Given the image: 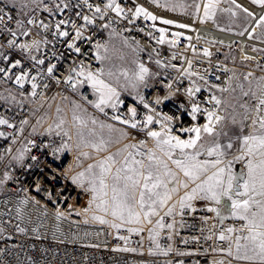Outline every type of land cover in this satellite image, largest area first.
<instances>
[{"label":"snow or ice","instance_id":"1","mask_svg":"<svg viewBox=\"0 0 264 264\" xmlns=\"http://www.w3.org/2000/svg\"><path fill=\"white\" fill-rule=\"evenodd\" d=\"M251 2L264 7V0H251ZM2 3L3 0H0V4ZM39 3L44 4V0H39ZM231 3L236 8L241 7L236 4V0H231ZM219 4L220 0H206L203 3L204 18L214 17ZM82 6L91 12V15L84 14L83 11L74 13L82 23L70 17L59 19L54 23L38 20L34 15L26 20L20 19L6 11L5 7L0 6V21L15 19V29L6 24H0V35L4 33L10 35L12 38L7 40V48L19 50L24 54V60H13L11 53L0 51V65H3L0 66V82L11 81L17 85L21 98L36 97L38 89L50 87L48 81H55L56 84L63 82L73 92H78L87 86L92 90L96 99L89 100L87 96L81 94L82 99L105 116L108 115L105 110L111 109L114 114L110 119L125 126L117 128L93 116L86 118L82 114L86 109H83L81 104L72 102V128L75 129L74 135L77 137L76 147L78 149L91 148L96 153H109L103 159L88 164L83 171L72 177L73 184L91 193L89 207L84 210L85 213L94 207L96 212L103 213V215L94 213L92 215L94 221L108 224L117 230L126 227L130 234L139 235L145 231L147 226H150L147 227L148 239L155 244L157 249L161 250L163 255H168L173 249L171 245L166 250L161 249L159 244L161 232L168 229L171 233L175 229L176 215L183 217L185 211L195 213L198 210L195 207V201L208 202L206 210L215 212L221 223L228 217L242 222L239 228L229 226L219 233L218 240L228 242L227 248H221L219 251L226 252L228 257L242 264H264V115L252 119L249 131H245V127L241 125L239 131L233 134L234 138L230 137L223 128L219 130L217 128L225 120V117L219 115L217 111L222 103L221 100L216 95H211L204 100V103H214L215 108L209 109L202 106L198 94L202 92L203 85L197 81H204L205 85L208 82L199 71L192 70V61H187L188 67L181 70L176 68L175 64H164L160 59L155 60L159 67L175 68L183 78L189 81V86L183 89V96L188 107H185V103H180L179 108L194 123L184 126L180 123L181 116L169 115L157 110L156 106L180 94V88L173 90L171 80L163 84L164 88L170 90L168 95L162 98L157 96L154 101L149 102L137 91L133 97L136 104L127 107L126 114L119 112L125 103L121 99L120 89L126 90L128 84L134 90H138L141 85L148 87V78L158 74L152 73L142 62L137 63V70L132 73L131 77L128 70L121 71L119 75L111 69L106 71L103 67L93 71L92 65L85 62L88 52L82 49V45H90L93 57L97 62L102 63L109 59L108 45L98 40L93 42V35L97 30L103 31L110 27L112 21L106 22L109 13H115V16L121 19L127 18L129 23H133L134 18L140 16L152 21L159 18L141 6H136L132 12V18H129L128 12L132 10L122 7L120 0H99L97 3L90 2V0H77L74 5L77 9ZM12 7H15V3ZM200 7L201 5H196L197 12L200 11ZM68 8L70 4L65 0H60V3L55 4V9L61 13ZM43 10L50 14L54 11L47 4H44ZM226 11H231V9ZM243 11L248 16H252L248 9L245 8ZM160 22L166 25L174 23L168 19H161ZM257 24L264 26V16L260 17ZM176 26L188 27L186 24ZM153 27H155L154 24ZM33 28L37 29V36L50 33L53 40H49L45 35L42 40H31L30 43L17 42V30L20 35L29 37ZM157 30L160 33L157 43L167 42L172 47L171 41L166 39V30L164 28ZM173 35L179 38L182 34L173 33ZM60 38H63L62 43L69 54L74 53L77 57H81L79 60H72L67 74L63 76L57 75L63 67L60 62L66 63L69 56L63 52L58 53L55 49L51 51L50 58L48 55L32 54L33 52L40 53L42 45L54 44V41ZM188 39L190 40L191 37ZM3 47L0 45V48ZM203 54L204 56L211 55L207 49ZM172 58L175 59V55ZM52 60L57 62H52ZM120 77H123L127 84H120ZM26 85L30 86V91L26 89ZM221 91H226V89H221ZM43 98L41 94V99ZM64 99L68 98L64 97ZM0 100L19 104L23 108V100H18L16 95L10 91L7 96L0 94ZM141 105L144 110L142 115L139 111ZM262 110H264V98L260 99L257 106L258 113ZM56 111L59 114L62 109L57 107ZM201 117L206 120L203 124L197 122ZM39 123L40 121H37V124ZM66 123L65 118H59L55 124L56 135H60L62 131L70 141L73 133L70 129L63 128ZM232 123H236L235 118L232 119ZM28 124V119H21L18 126L13 122V118L0 115V126L14 130L11 133L0 130V138L7 140L11 137L12 142L16 143L18 136L23 135L25 126ZM157 125L158 129L154 127ZM105 129L108 132L107 137L104 135ZM129 130L138 134L143 133L145 138L134 143H123L130 138ZM36 131V127L33 126L32 133ZM46 131L50 134L54 129L50 125ZM221 137H228L227 142H222ZM149 140L151 146H149ZM122 143L123 146L118 147L115 152H109L113 145ZM28 144L35 147L33 140H29ZM43 147L47 148L49 145L44 144ZM69 147V144L64 142L59 148H53V152L69 149ZM6 151L11 152L12 150L8 148ZM29 151L31 149L25 146L13 159L22 164ZM81 155L85 158H92L88 152L82 151ZM31 158L32 160L37 159L35 156ZM235 162H244L245 170L235 171ZM11 179L12 176L5 172L0 184ZM36 190L40 191L38 185ZM49 197L51 198V193ZM62 215L63 213L57 212L58 218ZM106 216H111L112 220L106 219ZM166 217H172V223H167ZM18 231L23 233L25 229L18 227ZM118 238L125 241L128 239L125 236ZM172 238L171 234L167 236L168 240ZM208 239H211V236ZM120 250L136 251V249L128 248ZM187 254L177 253V255ZM232 260H229L228 264H232ZM216 264H225V262L221 259Z\"/></svg>","mask_w":264,"mask_h":264},{"label":"built area","instance_id":"2","mask_svg":"<svg viewBox=\"0 0 264 264\" xmlns=\"http://www.w3.org/2000/svg\"><path fill=\"white\" fill-rule=\"evenodd\" d=\"M65 2L70 4V8L65 9L62 13L55 9V4L60 3V0H51L49 7L54 9L52 14L41 10L33 13L32 16L49 23L69 17L82 23L74 15L76 11H83L84 14L91 15L90 10L86 7L82 6L80 9L74 7L77 0H65ZM90 2L97 3L99 0H90ZM120 3L126 10H132L128 12L129 18H132L135 7L141 6L159 19L152 21L140 16L134 18L133 23H129L127 18L121 19L116 17L115 13H109L106 22L112 21L110 27L103 31L97 30L93 35V42L98 40L107 44L109 41L108 32L112 31L131 45L132 55L138 61L154 66L155 74L158 75H155L152 84L144 87L140 92L147 101L152 102L157 96L162 98L168 95L170 90L164 88L163 84H167L170 80L173 82V90L180 88L178 96L156 107L162 113L181 116L180 123L184 126L194 123L179 108L180 103H185V107H188L183 96V89L189 86V81L183 78L175 68L159 67L155 63L156 59H160L164 64H175L176 68L181 70L187 68V61L191 60L192 70L199 71L208 82L205 85L204 81H197L203 85L198 98L201 99L202 106L209 109L215 108L214 103L206 104L204 100L211 95H216L223 102L232 80L243 74L246 65L264 67V52L261 51L264 49V42L256 40L250 35L256 21L264 12V7L263 9L258 8L262 6L256 5V8L250 11L252 22L246 29L233 31L203 19L201 10L198 14L193 15L165 8L151 0H120ZM236 3L243 6L240 0H236ZM0 6L5 7V10L14 17L23 19L17 8L12 7L6 1L3 0ZM161 19L172 20L174 23L162 24ZM0 24H6L15 29V19H5L0 21ZM177 24H186L188 27L179 28L176 26ZM159 28L166 30V39L171 41L172 47L167 42L157 43L160 36L157 30ZM17 31L18 43L42 40L45 35L49 40H53L50 33L37 36L35 28L29 37L22 36L19 34V30ZM173 33L182 35L177 38ZM188 37L191 39L189 40ZM11 38L7 33L0 35V45L4 46L0 48V51L11 53L13 60H24L22 52L7 48L6 42ZM62 39L54 41V44L42 45L40 53H32L33 55H48L50 58L51 51L55 49L58 53L63 52L69 56L66 63L60 62L63 67L57 73L59 76L67 74L72 60L81 58L74 53L69 54ZM82 49L88 52L85 62L92 65L93 71L102 67V63L97 62L93 57L90 45L84 44ZM205 49L211 53L210 56H204ZM173 55H175V59L172 58ZM52 62L57 61L52 60ZM48 82L50 87L38 89L37 96L34 98L31 96L21 98L19 96L20 89L11 81L0 82V94L7 96L10 91L16 95L18 100H23V108L19 104L0 100V115L13 118V122L18 126L21 119L29 121L23 135L18 136L16 143L12 142L11 137L7 140L0 138V174L7 172L12 176L11 180L3 183V190L0 193V229H3L0 231V264H180V262L183 264H216L221 259L225 264H228L229 260H232L226 255V252L219 251L221 248H227L228 242L219 241L217 237L222 230L229 226L241 227L242 222L228 217L221 223L215 212L206 210L208 205L203 201L194 203L198 209L195 213L185 211L183 217L176 215L175 229L171 233L168 229L161 232L159 237L161 249L166 250L169 245L173 249L168 255H163L161 250L157 249L155 244L148 239L147 227L150 226H147L144 232L136 235L130 234L126 227L117 230L92 221L88 217L89 211L87 213L84 211L89 207L88 192L72 183L69 170L71 154L63 150L53 152V148L61 146L65 136L63 133L56 135V132L49 134L42 131H36L33 134L32 127L35 126L38 116L53 98L64 97L81 104L107 124H113L117 128L125 126L110 119L114 114L111 109L105 110L108 113L105 116L82 99L81 94L87 96L89 100H95L89 87L85 86L78 92H73L63 82L60 84H56L55 81ZM212 85L215 87H211ZM26 89L30 91V86L26 85ZM221 89H226V91H221ZM120 91L121 99L125 103L119 112L126 114V108L136 104V101L133 99L134 96L126 91ZM41 94H43V99H41ZM221 105L217 111L224 117ZM257 106L256 99L252 101L244 99L241 102L239 113L243 117L242 125L245 127V131L250 130L252 119L259 116ZM139 111L142 115L144 111L142 105ZM197 122L203 124L206 120L201 117ZM223 122L217 126L218 129ZM154 127L158 129L159 126ZM0 130L14 132L13 129L4 126H0ZM129 131L128 141L130 143L145 138L143 133ZM29 140L35 141V147L28 144ZM148 143L151 146L150 140ZM44 144H48L49 147H43ZM25 146L31 151L26 153L22 164L17 163L13 157ZM8 148H11L12 151L7 152ZM32 156L37 159L32 160ZM37 185L40 191L36 190ZM49 193H51V198ZM23 201H27V203H23ZM57 212L63 213V215L58 218ZM165 219L167 223H172V217ZM18 227L24 228L25 232H19ZM169 234L172 235V240L167 239ZM119 236H125L128 239L127 241L120 240ZM210 236L211 239H208ZM124 248L136 249V251L120 250ZM213 249H217V251H213ZM178 252L188 254L177 255Z\"/></svg>","mask_w":264,"mask_h":264},{"label":"rangeland","instance_id":"3","mask_svg":"<svg viewBox=\"0 0 264 264\" xmlns=\"http://www.w3.org/2000/svg\"><path fill=\"white\" fill-rule=\"evenodd\" d=\"M4 1L9 3L10 5L15 3V7L19 11L21 18L27 19L28 17L32 16L33 13L43 10L44 4H47L49 6L51 0H44V4H40L39 0H35V2L34 0H4ZM194 2L195 0H156V3L164 5L171 9L173 6L175 7L177 5L191 7ZM196 4L198 5L199 1ZM240 6H241L240 8H236L235 5L232 4L230 0H221L219 6L217 7L218 13L216 18L215 19L210 18L209 20L213 21L215 25L219 27L230 29L233 31H242L250 25V23L252 22V16H248L247 13L243 11V9L245 8L242 5ZM227 9H231V11H226ZM233 13H235V15H233ZM262 16H264V14H262ZM202 18H204L203 14H202ZM257 21L254 27L252 28L250 35L252 38L264 42V26H258ZM107 36L109 40L107 43L109 49L108 51L109 59L102 62V67L105 68L106 71L111 69L117 75H119V73L123 70H128L129 76L131 77L132 73L137 70V63L140 62L132 55L131 45L127 41H125L120 35L112 31H109ZM261 51L264 52V49H261ZM145 66L148 67L150 71L155 74L156 70L152 64H145ZM249 73H251V75H249ZM154 78L155 76H150L148 78L147 81L148 85L154 82ZM120 84H127V82L124 80L123 77H120ZM143 88L144 86L141 85L138 90H134L132 89L130 84H128L126 90L123 88L120 90H124L130 95L135 96L136 92L139 91L140 93ZM253 93H255V95H253ZM262 98H264V67L260 65L254 67L246 65V70L243 71V74L240 75L239 77H235L232 80L230 89L223 100V103L225 104L224 108L227 111V116H225L226 113L224 109V117H226L227 119V125L224 124L223 122L222 126L219 129L223 128L225 131L229 133L230 137L234 138L233 134L237 133L242 125L243 117L239 113V107L241 105V102L244 99L248 101H252L256 99L259 105V101ZM72 102L75 101L70 99L65 100L64 98L52 99L49 102V104L46 106V108L38 116L37 121H40V123L35 124L37 132L42 131L48 133L46 130L51 125L54 129L52 133H55L57 131L55 130V124L58 122L59 118L63 117L66 119L67 123L63 126V128L65 130L70 129L71 133H73L72 140L69 141L67 137H65L63 141V143L67 142L70 146L69 149H64L63 151L70 153L72 157L71 165L69 167L71 178L76 173L83 171L88 164L95 163L96 160L103 159L104 156L109 154L108 152L96 153L91 148L81 147L80 149H78L76 147L77 137L74 135L75 129L72 128V108H73ZM57 107H60L62 109V111L59 114L56 111ZM83 109L86 108L83 107ZM82 114L86 118L90 116L96 117L95 115L90 113L87 109ZM259 115H264V110L260 111ZM233 118H235L236 120L235 124L232 123ZM98 120L101 121L100 119ZM89 126L91 127V125ZM97 131L99 130L97 129ZM61 133L63 132L61 131ZM104 135L105 137H107L108 135L107 129L104 130ZM222 142L226 143L227 139L222 140ZM123 143H130V142L128 140H125L123 141ZM123 143L119 145H113L109 149V152H115L118 147L123 146ZM82 151L88 152L92 158L89 159L83 157L81 155ZM233 151H235V149ZM3 175L4 173L0 174V180L3 179ZM2 190H3V184H0V193L2 192ZM88 196L91 200L90 192H88ZM94 213L96 215H103V213L96 212L93 207L92 210H89V214H88V217L92 221H94L92 219V215ZM105 218L110 221L112 220L111 216H106ZM104 225L111 227L108 224H104ZM232 264H242V262H237L234 260Z\"/></svg>","mask_w":264,"mask_h":264},{"label":"crops","instance_id":"4","mask_svg":"<svg viewBox=\"0 0 264 264\" xmlns=\"http://www.w3.org/2000/svg\"><path fill=\"white\" fill-rule=\"evenodd\" d=\"M152 1V0H151ZM199 1V5H201V7H200V10H201V12H202V14H203V3L206 1V0H195V4L197 3ZM221 1V0H220ZM250 2H251V0H249ZM156 3V2H155ZM193 3V5L191 6V7H186V6H181V5H177V6H173L172 7V10H176V11H182V12H187V13H191V14H193V15H196V14H198V12L196 11V5ZM252 3V2H251ZM158 4V3H157ZM159 5H161V4H159ZM255 5H257V6H260V5H258V4H254V6ZM161 6H163V7H165V8H168V7H166V6H164V5H161ZM256 7V6H255ZM245 8V7H244ZM247 8V7H246ZM168 9H171V8H168ZM248 9V8H247ZM249 11V10H248ZM217 9L215 10V15H214V17H212V19H215L216 18V16H217ZM263 14H264V12H263ZM203 19H205V18H203ZM207 20H209V19H207ZM211 21V20H210ZM213 22V21H212ZM224 106H225V104L222 102V105H221V107H222V110H223V112H224ZM225 113H226V115L225 116H227V111H226V109H225ZM224 124H226L227 125V119H226V117H225V121H224ZM224 139H228V137H221V141L222 140H224ZM236 164V163H235ZM234 164V165H235ZM242 164H243V166H244V162H242ZM245 170V169H244ZM195 202H198V201H195ZM194 202V203H195ZM207 205H208V202H205ZM225 215H226V213H225Z\"/></svg>","mask_w":264,"mask_h":264},{"label":"bare ground","instance_id":"5","mask_svg":"<svg viewBox=\"0 0 264 264\" xmlns=\"http://www.w3.org/2000/svg\"><path fill=\"white\" fill-rule=\"evenodd\" d=\"M241 1V3L243 4V7H247L248 8V10L249 11H251L252 9H255L256 7V5L254 6V4H252L250 1H248V0H240ZM246 8V9H247ZM258 8H262L263 9V7H258Z\"/></svg>","mask_w":264,"mask_h":264},{"label":"water","instance_id":"6","mask_svg":"<svg viewBox=\"0 0 264 264\" xmlns=\"http://www.w3.org/2000/svg\"><path fill=\"white\" fill-rule=\"evenodd\" d=\"M234 170L237 172L243 171L244 170V166L242 163L238 162L234 165Z\"/></svg>","mask_w":264,"mask_h":264}]
</instances>
